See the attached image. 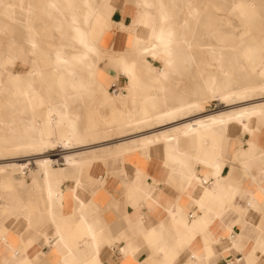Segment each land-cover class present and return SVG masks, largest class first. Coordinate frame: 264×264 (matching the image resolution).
<instances>
[{"label": "crops", "instance_id": "0c3cea01", "mask_svg": "<svg viewBox=\"0 0 264 264\" xmlns=\"http://www.w3.org/2000/svg\"><path fill=\"white\" fill-rule=\"evenodd\" d=\"M109 8L94 46L126 54L144 14L118 0ZM79 19L86 22L74 27L86 31L88 19ZM95 67L99 100L112 85L124 87L110 65ZM39 100L36 119L61 112ZM82 172H53L48 183L35 171L2 177L0 264H264V120L245 129L230 123L222 136L199 131L179 150L159 142L100 155Z\"/></svg>", "mask_w": 264, "mask_h": 264}, {"label": "rangeland", "instance_id": "374dc122", "mask_svg": "<svg viewBox=\"0 0 264 264\" xmlns=\"http://www.w3.org/2000/svg\"><path fill=\"white\" fill-rule=\"evenodd\" d=\"M135 1L137 0H118L119 3H127L133 7ZM148 1L151 3V8H157L165 14L164 25L170 33L169 38L171 41L168 46L171 58L170 75L168 79L162 82L164 87L162 95L165 97L166 106H174L185 99L191 100L198 96L203 100L202 108L198 113L191 111L189 117H193V115L202 116L222 109H232L234 106L239 107L259 103L260 101L264 102V95L258 89L262 84V80L258 76L259 70L254 66L248 68L238 57L240 50L248 49V46L251 47L256 44L255 49L257 50L260 47L264 55V0H251L250 13L240 12L238 9L233 8L234 6L230 8L231 2H234V5L237 6L239 2L244 3L246 0ZM50 2L58 5L61 13L60 15L56 14L55 18L52 19L42 9V7H47ZM110 2L107 6L115 9L117 0H110ZM89 3L94 6L95 0H91ZM68 6V3L64 0H0V58L10 54L13 55L16 51L24 55L27 47L24 38L28 39L32 43L34 51L43 60L42 79L38 84V96L40 95V98L44 97L46 103L50 104L51 107H57L58 98L57 87L52 76V67L55 64L53 63L54 52L59 50L62 42L65 41L73 47L69 52L72 57L79 53L78 50L82 47L75 38V33L78 32L79 28L74 27V24L82 27L86 21L80 20V17H70ZM100 8L103 9V7ZM10 15L14 19L17 18L19 21L28 23L31 30L24 31L19 25L17 26L10 20ZM52 22L55 24H52ZM131 38L132 35H130L129 40ZM211 48L219 49V52L211 51ZM130 53L131 50L126 55ZM100 54L98 51L96 54L88 55L82 63L72 66L65 67L64 64H61L62 66L59 69H75L86 73L93 69V65L98 69L104 63L110 65L111 61L107 57L111 53L104 52L101 56ZM26 58L29 62L33 59V56L28 55ZM145 60L151 63L150 58ZM145 60L139 64L140 73L144 78H146V69L142 65L146 63ZM155 61L152 63L155 67L162 65L160 60ZM262 65L264 66V63ZM110 66L112 67V65ZM26 70L27 65L20 62H17L13 67L14 72H25ZM9 71H11V68ZM221 72L223 73L221 74ZM90 82H92L89 86L90 91L82 96V100L71 99L67 102L68 117L71 118L73 114L76 115L75 127L79 129L76 131L79 132V139L72 151L90 149L101 144H106L111 148L116 141L121 140L117 136L127 133L125 131L128 128L124 126L126 115L128 113L129 115L135 114L138 118L137 111L130 104V101L127 103V107H123L107 89L103 100H99L102 94L95 92V82L93 80H90ZM243 87H254V90L247 93L244 99L241 96H233L227 106H224V103L215 98H205V96H209V89H213L217 93L229 89L240 90ZM120 93L125 94L124 87ZM29 118L27 110H21L17 105L11 104L6 100L4 91H0V163L13 160L14 162L23 161L37 157L36 152L32 150L19 151L12 149V146L17 145L21 141V137L25 136L23 126ZM178 120L174 119L159 126L153 124L149 129L144 128V125H142L140 132L136 134L146 135L159 131L181 121ZM262 121L259 123L261 124ZM4 123L7 126L6 130L1 127ZM91 127L94 129L92 132L89 131ZM88 132L91 137L82 140V134ZM134 136H128L122 138V140ZM5 149L9 151L7 152ZM62 153L60 149H53L49 154L52 159L57 161L58 167H63L61 165L63 161L60 158ZM113 156L116 155L107 153V157ZM34 169L36 167L29 164L25 172L32 174ZM16 175L20 177L18 174L14 176ZM1 180L2 178H0V182Z\"/></svg>", "mask_w": 264, "mask_h": 264}, {"label": "bare ground", "instance_id": "6f19581e", "mask_svg": "<svg viewBox=\"0 0 264 264\" xmlns=\"http://www.w3.org/2000/svg\"><path fill=\"white\" fill-rule=\"evenodd\" d=\"M64 2L68 3L70 14L73 18L80 17L82 19H88L87 24L89 25H86V31H78L75 33L76 40L82 45L78 50L79 53L73 57L70 56L69 52L73 47L66 41L62 42L60 49L54 52L55 57L53 63L55 64L52 67V76L58 92V101L56 104L57 107L61 109L59 114L54 115L51 111L46 113L47 117L45 122L36 119L34 116V110L39 107L38 104L45 103L40 100V102H34L36 98H40V95L38 96V84L42 79L43 60L42 57L34 51L32 43L29 42L28 39L24 38L27 44L26 53H24V55L16 51L13 55L10 54L0 58V91H4L6 100L11 102V104L14 106L17 105L21 110H27L30 117L25 121L23 126L25 136L23 135L21 141H19L17 145L12 146V149H17L19 151L32 150L37 154V157H30L31 159L28 160L15 162L13 160L11 162L0 163V178L3 176H14L15 174L22 177L23 173H26L25 170L27 166L32 164L36 167V169H34L36 174L42 175L43 182L48 183L47 178L51 173L60 171L81 173L85 171L91 163L100 161V155H106L108 153L122 156L136 148L142 149L143 152V149L159 142L163 143L170 151L179 150L181 145H186V141L191 135L199 131L205 130L222 136L224 128L230 123L237 124L245 129L253 118L256 119L257 124L261 120H264V102L261 101L250 105L234 106L232 109H222L221 111L211 112L202 116L193 115V117H189L190 112L195 111L198 113L202 108L203 100L198 96H195L191 100L185 99L171 107L166 106L165 97L162 95L164 90L162 82L168 79L170 75L171 58L168 46L171 40L169 35H167V31L162 29L165 15L162 11H156L155 8H151V3L148 0H137L134 3V8L143 12L144 21L141 25L137 26V30L134 33H132L131 29L129 30V36L132 35L130 41H133L134 48L130 49L132 51L128 55H116L111 53L108 56L111 61L110 65H112L118 74L126 79L124 86L125 94L119 93L114 95V98L117 99L119 104L123 107H127L126 105L130 101V104L133 105V108L137 111L136 114H138V118H136L135 114L129 115L128 113L126 115L124 126L128 128L125 131L127 133L119 137L117 136V138L122 139L128 136H135L120 140L111 148L103 146V149H101L102 145H100L90 149L72 151L79 139V132H76L79 129L75 127L74 121L76 115L71 114L72 117H68L67 102L71 99L80 100L83 95H86L90 91V84H88V82L90 78L95 75V71L92 69L86 73H82L75 69L71 70L66 68L60 70L59 68H61V64H64L66 67L82 63L83 59L88 55L98 53L97 48L94 46V41L100 30H102L101 28L105 26L104 14L100 7L104 8L111 2L110 0H95L94 6L90 5L89 2H91V0H64ZM251 3V0H246L244 3L239 2L237 6H235L234 2H231L230 8L234 6L233 8L238 9L240 12L246 11L250 13L249 8ZM42 9L51 19L55 18L56 14H61L58 5H55L54 2H50L47 7H42ZM12 14L13 12L11 15ZM11 15L10 20H12L13 23L17 26L19 25L24 31L31 30L28 23L19 21L17 18L14 19ZM52 24L55 23L52 22ZM109 28H111L110 22ZM255 46H248V49L240 50L238 57L248 68L254 66L259 70L258 76L261 78L262 84L258 89L260 93L264 95V66L262 65L264 63V55L261 52V48L258 47L256 50ZM211 51L217 53L219 49L211 48ZM28 55L33 56V59L29 60V62L26 58ZM146 58H150L151 63L147 62L145 60ZM158 58L162 60V66L155 67L152 63ZM143 60L146 62L142 65V67L146 69V78H144L139 70V64ZM17 62L27 65V70L25 72H14L13 67ZM7 67L8 69H6ZM10 68L11 71H9ZM222 73L223 72H221V74ZM253 90L254 87H243L240 90L229 89L216 93L213 89H209V96H205V98H215L221 103H224V106H227L233 96H241L243 97L242 99H244L246 98V94ZM104 92L107 93L106 91ZM36 103L37 105H34ZM174 119H179L181 121L165 129L154 131L146 135L136 134L140 132V129L143 127L142 125H144V128L147 127V129H149L153 124L159 126ZM45 126L52 132V138L50 140H43L40 137L39 128ZM1 127L5 129L7 127L6 123ZM81 137L83 140V138L91 137V134L85 133L82 134ZM53 149H60V151L63 152L62 156L60 155L63 161L62 164L65 165L63 169H60V167L57 166V161L52 159V156L49 155ZM9 150L6 151L8 152ZM188 156L196 160V150L189 149ZM145 158H147V156H145ZM78 177H80L79 174Z\"/></svg>", "mask_w": 264, "mask_h": 264}, {"label": "built area", "instance_id": "2783aa9c", "mask_svg": "<svg viewBox=\"0 0 264 264\" xmlns=\"http://www.w3.org/2000/svg\"><path fill=\"white\" fill-rule=\"evenodd\" d=\"M123 88L122 87H120V86H117V85H112L110 88H109V92H110V94H112V95H117V94H119L120 92H121V90H122ZM224 264H228V263H224Z\"/></svg>", "mask_w": 264, "mask_h": 264}]
</instances>
